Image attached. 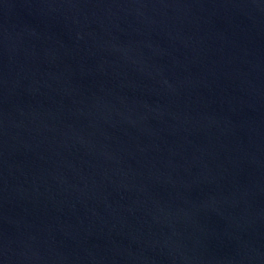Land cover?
<instances>
[{"label": "water", "instance_id": "95a60500", "mask_svg": "<svg viewBox=\"0 0 264 264\" xmlns=\"http://www.w3.org/2000/svg\"><path fill=\"white\" fill-rule=\"evenodd\" d=\"M0 264H264V0H0Z\"/></svg>", "mask_w": 264, "mask_h": 264}]
</instances>
